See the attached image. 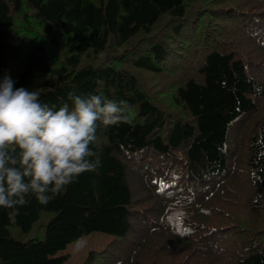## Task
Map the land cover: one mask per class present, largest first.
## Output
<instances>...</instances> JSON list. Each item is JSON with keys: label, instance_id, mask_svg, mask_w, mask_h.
Instances as JSON below:
<instances>
[{"label": "trees", "instance_id": "1", "mask_svg": "<svg viewBox=\"0 0 264 264\" xmlns=\"http://www.w3.org/2000/svg\"><path fill=\"white\" fill-rule=\"evenodd\" d=\"M127 101L49 203L0 208V264H264V0H0V80Z\"/></svg>", "mask_w": 264, "mask_h": 264}, {"label": "clouds", "instance_id": "2", "mask_svg": "<svg viewBox=\"0 0 264 264\" xmlns=\"http://www.w3.org/2000/svg\"><path fill=\"white\" fill-rule=\"evenodd\" d=\"M5 74L0 80V208L17 209L34 196L46 205L100 164L89 145L104 126L127 120V101L69 93L58 109Z\"/></svg>", "mask_w": 264, "mask_h": 264}, {"label": "rangeland", "instance_id": "3", "mask_svg": "<svg viewBox=\"0 0 264 264\" xmlns=\"http://www.w3.org/2000/svg\"><path fill=\"white\" fill-rule=\"evenodd\" d=\"M110 239L111 236L108 234L93 232L67 244L61 252L67 253V264H80L89 249L101 248Z\"/></svg>", "mask_w": 264, "mask_h": 264}]
</instances>
